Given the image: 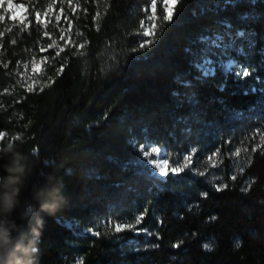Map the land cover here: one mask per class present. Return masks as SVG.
Here are the masks:
<instances>
[{"label":"trees","instance_id":"1","mask_svg":"<svg viewBox=\"0 0 264 264\" xmlns=\"http://www.w3.org/2000/svg\"><path fill=\"white\" fill-rule=\"evenodd\" d=\"M15 1L0 133L67 197L38 264H264V0Z\"/></svg>","mask_w":264,"mask_h":264},{"label":"clouds","instance_id":"2","mask_svg":"<svg viewBox=\"0 0 264 264\" xmlns=\"http://www.w3.org/2000/svg\"><path fill=\"white\" fill-rule=\"evenodd\" d=\"M23 144L22 134L0 140V264H38L45 215L55 216L67 203L55 171L42 173L44 183L22 199L33 174Z\"/></svg>","mask_w":264,"mask_h":264},{"label":"snow or ice","instance_id":"3","mask_svg":"<svg viewBox=\"0 0 264 264\" xmlns=\"http://www.w3.org/2000/svg\"><path fill=\"white\" fill-rule=\"evenodd\" d=\"M12 2H13V0H7L9 8L12 7ZM177 2H178V0H161V3L164 5L163 11L165 13V15H163V19H166V20H171L172 19V8H174V6H175V4ZM4 3H5V0H0V6H2ZM156 4H157V0H152L151 7H152V10H153V15L151 17H149V19L153 20V21L155 20ZM20 7H23V5H20ZM97 15H99V13H97ZM2 19H3V17L0 16V20H2ZM56 19L59 20V16H57ZM40 22L41 21L39 20V13H37V23H40ZM155 27H156V24L153 23L152 24V28L154 29ZM45 34H47V33H45ZM148 34H150V32L146 31L145 35H148ZM49 47H52V45H49ZM80 47H83V45H80ZM57 55H59V53H57ZM59 71H61V72L63 71V65L61 66ZM243 75L244 76H248L249 73L245 70V71H243ZM3 137H4V133H0V138H3ZM257 147H259V145H257ZM253 150H255V149H253ZM159 151H160V149H158V148H152V152H159ZM240 151L241 150L238 148V149H236V152L234 154L239 156L240 155ZM145 154L147 155V153H145ZM213 155H215V153ZM185 159L190 160L189 157H186ZM163 164L167 165L168 161L164 160ZM180 170L181 169H180L179 166L171 168L172 172H178ZM161 172L163 174L167 175V172L164 170L163 167L161 168ZM233 179H235V177H233ZM117 230H119V227L117 228ZM205 247H208V245H205Z\"/></svg>","mask_w":264,"mask_h":264},{"label":"rangeland","instance_id":"4","mask_svg":"<svg viewBox=\"0 0 264 264\" xmlns=\"http://www.w3.org/2000/svg\"><path fill=\"white\" fill-rule=\"evenodd\" d=\"M20 5H23V7H20ZM12 14L13 16H16L18 18H24L25 17V11H26V6L21 3L20 1H15L12 3ZM151 20L149 19V21L147 23H149ZM150 28V27H149ZM148 27H146L145 31H148L149 30ZM231 64V61L228 60L227 61V65H230ZM160 149L159 152H156V155H157V159L155 160L156 161V166H157V174L163 176L164 174L161 172V168L163 167L165 171H167V165H164L163 164V161L165 160V158L163 157V154L165 153L161 148H158ZM154 161V162H155Z\"/></svg>","mask_w":264,"mask_h":264}]
</instances>
